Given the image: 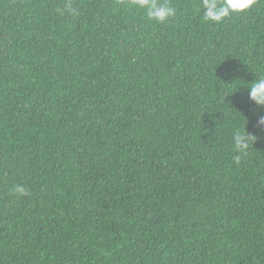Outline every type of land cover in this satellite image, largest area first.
<instances>
[{"label": "trees", "instance_id": "1", "mask_svg": "<svg viewBox=\"0 0 264 264\" xmlns=\"http://www.w3.org/2000/svg\"><path fill=\"white\" fill-rule=\"evenodd\" d=\"M66 2L0 0V264H264V0Z\"/></svg>", "mask_w": 264, "mask_h": 264}, {"label": "clouds", "instance_id": "2", "mask_svg": "<svg viewBox=\"0 0 264 264\" xmlns=\"http://www.w3.org/2000/svg\"><path fill=\"white\" fill-rule=\"evenodd\" d=\"M256 0H200L197 8L202 12L201 19L204 22L222 23L226 18L233 14L242 13L250 9ZM126 7H135L142 10L147 19L157 23H165L174 18L177 14V9L171 0H130ZM57 11L61 14L75 15L77 9L67 0L63 8H58ZM238 90L243 87L247 90L248 99L258 108L264 110V75H259L251 81L242 83L237 80L233 84ZM256 127L264 129V114H256ZM257 133L245 130L244 126L233 130L231 135V143L234 151L237 153L234 156V161L238 164L241 156L246 155L249 148L256 141ZM11 194L17 196H26L29 194L28 189L22 184H14L9 190Z\"/></svg>", "mask_w": 264, "mask_h": 264}]
</instances>
